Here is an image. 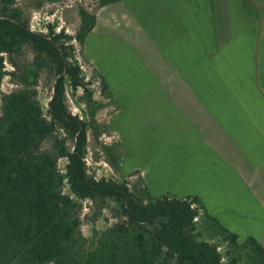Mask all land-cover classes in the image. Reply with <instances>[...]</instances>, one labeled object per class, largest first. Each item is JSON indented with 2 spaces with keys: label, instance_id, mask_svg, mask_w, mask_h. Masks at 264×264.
I'll use <instances>...</instances> for the list:
<instances>
[{
  "label": "crops",
  "instance_id": "obj_1",
  "mask_svg": "<svg viewBox=\"0 0 264 264\" xmlns=\"http://www.w3.org/2000/svg\"><path fill=\"white\" fill-rule=\"evenodd\" d=\"M81 55L111 92L121 172L152 197L197 196L264 250V0H122L95 13ZM134 150L148 162L125 165Z\"/></svg>",
  "mask_w": 264,
  "mask_h": 264
},
{
  "label": "trees",
  "instance_id": "obj_2",
  "mask_svg": "<svg viewBox=\"0 0 264 264\" xmlns=\"http://www.w3.org/2000/svg\"><path fill=\"white\" fill-rule=\"evenodd\" d=\"M120 1L97 0L100 8ZM13 4L0 0V72L3 55L12 59L27 46L33 56L21 70L13 64L19 73L10 75L20 87L1 97L0 264H223L216 247L196 239L198 218L216 225L228 246L245 251L248 264H264L261 245L252 237L237 243V236L209 216L197 196L152 197L137 173L127 178L137 177L133 190L126 178L119 182L88 176V132L97 127L105 132L107 127L92 116L86 120L73 115L66 89H80L85 105H98L71 44L75 41L82 49L95 14L80 11L81 28L75 37L63 30L56 33L51 26L44 34L31 30ZM44 71L54 77L45 111L31 88ZM92 71L99 94L113 102L105 78ZM105 150L117 170L122 152ZM61 159L66 160L63 172L58 168ZM83 201L98 211L108 202L115 204V222L84 237ZM237 261L232 258L227 264Z\"/></svg>",
  "mask_w": 264,
  "mask_h": 264
},
{
  "label": "rangeland",
  "instance_id": "obj_3",
  "mask_svg": "<svg viewBox=\"0 0 264 264\" xmlns=\"http://www.w3.org/2000/svg\"><path fill=\"white\" fill-rule=\"evenodd\" d=\"M13 7L20 10L23 19L28 22L29 28L35 32L46 33L48 26L54 28V31L58 33L63 30L65 34L71 37H75L76 33L81 28L80 11H85L88 14H95L100 7L97 0H13ZM75 48V57L77 62L82 66L83 75L85 80L91 81V90H93V99L97 102V106H87L83 100L82 91L79 89L75 93L66 89V104L73 115H78L86 120H90L91 116L100 126L105 125L106 117L113 111L114 103L109 101L106 96L99 94V85L96 77L93 75L91 67L84 61L81 55V48L77 42L72 41ZM33 53L31 49L25 46L19 54L9 59L6 55H3L4 62L3 68L0 72V105L1 97L3 94H7L13 90L18 89L20 86L11 72L16 70V74L19 73L15 69V64L18 68H23L30 64L32 61ZM12 62V63H11ZM121 70L127 71L125 66L122 65ZM112 74V73H111ZM114 74V72H113ZM114 75L112 76V78ZM111 78V79H112ZM114 79V78H113ZM54 83V77L47 71L41 72L36 83H33L31 88L34 90L36 99L43 108L46 110V104L52 94V86ZM114 122L112 127H117L120 134L127 136L132 142L133 134L137 140L136 143L131 144V149L137 145L145 144L143 136L145 135L142 125L118 124ZM96 129V130H95ZM102 132V133H100ZM99 133V134H98ZM98 134V135H97ZM144 142V143H143ZM71 144L69 143V146ZM117 148V152L124 154V148L117 137L109 129L103 132L101 127H97L89 130L87 140V153L85 156L86 170L88 176L95 178L104 177L115 181H122L124 178H128L130 173H122L118 168L114 170L111 166L112 157L105 150V148ZM145 148V146H144ZM164 157V156H163ZM149 156L147 153H140L134 150L132 157H130L125 165L128 164H141L148 162ZM66 164L65 159L58 161V168L61 172L64 170ZM125 167L124 169H126ZM130 184V189L133 190V185L137 182V177L127 179ZM64 192L67 193L68 189L65 186ZM116 205L113 203H107L106 208L102 211H98L97 208L89 201L82 202V209L80 212L81 225L80 230L84 237L89 238L93 235V231H103L110 224L115 222L114 216L116 214ZM196 226V239L206 241L216 247L217 251L222 257V263L227 264L232 258H238L237 264H248L245 251L236 250L233 247L228 246L222 241L220 231L213 223L198 218L195 221ZM200 235V236H199ZM52 264V263H48Z\"/></svg>",
  "mask_w": 264,
  "mask_h": 264
}]
</instances>
